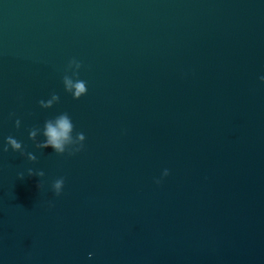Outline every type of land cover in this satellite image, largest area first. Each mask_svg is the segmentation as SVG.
Wrapping results in <instances>:
<instances>
[{
    "label": "water",
    "instance_id": "1",
    "mask_svg": "<svg viewBox=\"0 0 264 264\" xmlns=\"http://www.w3.org/2000/svg\"><path fill=\"white\" fill-rule=\"evenodd\" d=\"M261 75L264 0H0V264H264Z\"/></svg>",
    "mask_w": 264,
    "mask_h": 264
},
{
    "label": "clouds",
    "instance_id": "2",
    "mask_svg": "<svg viewBox=\"0 0 264 264\" xmlns=\"http://www.w3.org/2000/svg\"><path fill=\"white\" fill-rule=\"evenodd\" d=\"M72 62H75L76 67L79 68L81 66L80 62L73 59ZM261 83H264V75H261L258 77ZM63 87L65 92L69 93L72 97V99H79L81 96L85 95L87 92V87L85 81L81 79H76L73 81L72 79H69L65 77L62 81ZM59 100V96L56 93L50 94V98L45 100L41 99L39 100L38 106L41 109H49L52 108V106L57 103ZM15 127L20 126V120L16 119L14 121ZM72 129H73V123L71 117L67 113H59L57 115H54L53 117L46 119L40 128L38 129H30L29 130V137L34 139L37 132L40 136L43 137L41 141H39L36 144V147L41 149L50 148L53 153L55 154H62L66 151V148L68 145L72 143ZM77 141L80 143L75 147L71 148L68 151V155H73L79 151H81L83 147V142L85 140V136L83 133H78L76 137ZM9 148L15 152L21 148V143L17 141L12 136H7L4 138L3 146L0 148V150L7 152ZM29 176L32 175V172L29 171ZM37 176H42L43 172H38L36 174ZM168 175V170L164 169L161 173V178ZM160 180L155 179L154 183L159 184ZM64 185L63 178L56 179L51 185L50 189L54 196H59L61 194L62 188ZM89 258H91L92 253H88Z\"/></svg>",
    "mask_w": 264,
    "mask_h": 264
}]
</instances>
